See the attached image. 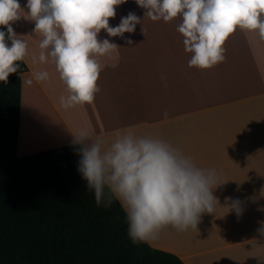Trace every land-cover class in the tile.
I'll return each instance as SVG.
<instances>
[{
    "label": "crops",
    "instance_id": "crops-1",
    "mask_svg": "<svg viewBox=\"0 0 264 264\" xmlns=\"http://www.w3.org/2000/svg\"><path fill=\"white\" fill-rule=\"evenodd\" d=\"M19 3L26 12L27 0ZM115 11L109 19L112 27L130 12L141 23L123 37L98 33L99 40L108 39L120 49L112 57H98L103 69L94 102L67 110L58 102L66 92L54 66L31 61L32 55L38 56L41 39L34 32L35 22L22 16L11 23L28 45L23 60L27 70L21 75L18 156L70 145L71 132L80 127L108 140L128 127L137 135L165 140L197 167L216 171L219 206L213 215L201 216L196 230L165 229L150 247L173 254L183 264H264V236L257 231L264 224V41L237 29L225 41L222 63L190 68L191 54L176 31L178 18L153 22L135 0H124ZM41 69L49 79L26 86L31 73ZM40 122L50 127L45 136L34 137ZM235 202L239 215L231 208Z\"/></svg>",
    "mask_w": 264,
    "mask_h": 264
},
{
    "label": "clouds",
    "instance_id": "clouds-1",
    "mask_svg": "<svg viewBox=\"0 0 264 264\" xmlns=\"http://www.w3.org/2000/svg\"><path fill=\"white\" fill-rule=\"evenodd\" d=\"M124 0H0V82L18 71L17 61L28 55L25 36L17 35L11 23L22 16L35 22L39 53L33 65L50 63L58 73L65 95L58 98L62 109L92 104L100 92L97 81L103 65L98 57H112L117 44L99 40L104 30L109 37L133 33L141 19L133 12L112 27L109 19ZM145 9L144 17L165 23L179 19L176 31L190 53L188 66L209 69L225 60V41L237 29L254 33L264 41V0H135ZM23 13V15H21ZM10 41L6 43L5 37ZM126 43L131 45L132 40ZM49 79L47 70H36L24 81ZM167 84L165 83V87ZM167 116V113H165ZM78 172L94 192L97 207L110 209L118 203L127 224V237L134 244L156 243L165 229L183 233L197 228L204 214L213 215L219 206L214 190L219 186L214 169L197 167L170 143L137 135L132 127L118 130L113 139L89 127L72 133ZM231 208L240 214L239 202ZM118 218V217H117ZM264 236V224L257 230Z\"/></svg>",
    "mask_w": 264,
    "mask_h": 264
},
{
    "label": "trees",
    "instance_id": "trees-1",
    "mask_svg": "<svg viewBox=\"0 0 264 264\" xmlns=\"http://www.w3.org/2000/svg\"><path fill=\"white\" fill-rule=\"evenodd\" d=\"M16 63L18 71L0 82V264H183L173 254L134 245L115 201L110 209L97 207L78 172L76 146L18 156L27 68Z\"/></svg>",
    "mask_w": 264,
    "mask_h": 264
},
{
    "label": "bare ground",
    "instance_id": "bare-ground-1",
    "mask_svg": "<svg viewBox=\"0 0 264 264\" xmlns=\"http://www.w3.org/2000/svg\"><path fill=\"white\" fill-rule=\"evenodd\" d=\"M238 31L240 33H249L247 32L246 30H241V29H238ZM44 121V120H43ZM50 126H48L47 124H44L43 122H40L39 123V131L37 133H33V136L34 137H41V136H45L46 135V132L48 131Z\"/></svg>",
    "mask_w": 264,
    "mask_h": 264
},
{
    "label": "rangeland",
    "instance_id": "rangeland-1",
    "mask_svg": "<svg viewBox=\"0 0 264 264\" xmlns=\"http://www.w3.org/2000/svg\"><path fill=\"white\" fill-rule=\"evenodd\" d=\"M238 31V30H237ZM248 32V31H247ZM238 33H240L239 31H238ZM249 33H252V32H249Z\"/></svg>",
    "mask_w": 264,
    "mask_h": 264
}]
</instances>
